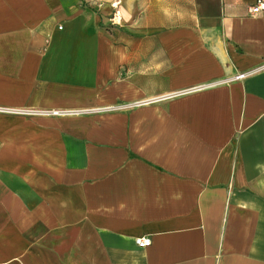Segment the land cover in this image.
I'll list each match as a JSON object with an SVG mask.
<instances>
[{
    "label": "crops",
    "instance_id": "obj_1",
    "mask_svg": "<svg viewBox=\"0 0 264 264\" xmlns=\"http://www.w3.org/2000/svg\"><path fill=\"white\" fill-rule=\"evenodd\" d=\"M256 2L0 0V264H264Z\"/></svg>",
    "mask_w": 264,
    "mask_h": 264
},
{
    "label": "built area",
    "instance_id": "obj_2",
    "mask_svg": "<svg viewBox=\"0 0 264 264\" xmlns=\"http://www.w3.org/2000/svg\"><path fill=\"white\" fill-rule=\"evenodd\" d=\"M263 11H264V0H257L255 5H253L251 7V12L254 13V14H257V13H260V12H263ZM243 76H244V74H239L237 77L240 78V77H243ZM56 112L57 111H55V113ZM137 243L140 246H146V245H149L151 243V239L148 238V237H139L137 239Z\"/></svg>",
    "mask_w": 264,
    "mask_h": 264
}]
</instances>
